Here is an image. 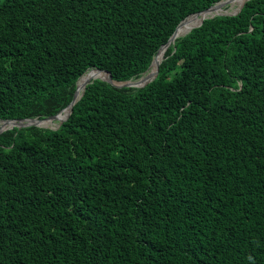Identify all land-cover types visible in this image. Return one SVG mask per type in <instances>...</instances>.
<instances>
[{
    "label": "trees",
    "instance_id": "trees-1",
    "mask_svg": "<svg viewBox=\"0 0 264 264\" xmlns=\"http://www.w3.org/2000/svg\"><path fill=\"white\" fill-rule=\"evenodd\" d=\"M216 1L0 0V120L137 78ZM163 52L0 132V264H264V0Z\"/></svg>",
    "mask_w": 264,
    "mask_h": 264
},
{
    "label": "water",
    "instance_id": "water-1",
    "mask_svg": "<svg viewBox=\"0 0 264 264\" xmlns=\"http://www.w3.org/2000/svg\"><path fill=\"white\" fill-rule=\"evenodd\" d=\"M220 1H222V0L216 1V2L213 3L212 5L206 7V8H204V9H202V10H199V11H197V12L191 13V14H199V13H202V12H207L208 10H210L211 8H213L216 4H218ZM245 1H246V0H244V1L242 2V4L237 8V10L234 11V12H232V13L217 12V13H213V14H206V15H204V16L202 17V19H201V21H200L199 23H197L196 25L192 26L191 28L200 25V24L202 23L203 19L206 18V17H211V16H214V15H216V14H236V13L241 9V7H242V5L244 4ZM191 14H189V15H191ZM189 15H187V16H189ZM187 16H186V17H187ZM186 17H185V18H186ZM185 18H184V19H185ZM184 19H182V20L176 25V27L174 28L172 34H171L170 37L168 38L167 42L164 43V44H162V45L156 50V52H155V54H154V56H153V58H152V60H151V62H150V64H149L147 70H148V69L150 68V66L152 65L153 60H154V57H155V55L157 54V52H158L162 47L167 48L168 45L170 44V42H173V41H174L177 27L180 25V23H181ZM191 28H190V29H191ZM190 29H189L188 31H186L185 33L181 34V35H184V34H186L187 32H189ZM179 36H180V35H179ZM161 59H162V58H161ZM161 59H160L159 61H156V64H155V70H154L153 72L149 73L147 76H145L144 79H142V77H143V75L147 72V70L144 71L140 76H138V77L135 78V79H127V80L118 81V80H114V79H112V76H111L110 72L107 71V70H103V69H100V68H90V69H96V70H98V71H102V72H104V75H101V76H95V77H90V78H88L87 80H85L84 83H83V85H82V90H81V92H80L79 94L77 93V85H76V88H75V90H74V92H73L72 100L68 103V105H66V106L63 108V109L68 108V111H67L66 115L64 116V118L61 119V120H59V122H58V124H57L56 126L52 127V126H48V125H41V124L38 123V122H39V120H43V119H47V118H54V117H55L60 111H62L63 109H61L60 111H58V112L55 113V114L48 115V116L41 117V118H38V117H30V118H22V119H1V120H0L1 122H3V123L11 122L12 125H10V126H6V127H1V126H0V132H1L2 130L6 129V128H10V127H12V126L21 127V126H28V125H39V126H47V127H50V128H56V127H58V126L61 124V122H62L64 119H66V118L68 117L69 113H70L71 110H72V105L76 102V100L79 99V97L82 95V93H83V91H84V88H85L86 84H88L89 82H91L92 79L99 77V78H102V79H104V80H106V81L110 82L111 84H113V85H115V86H118V87H121V86H134V87H141V86H144L146 83L150 82L152 79L155 78V76H156L157 73H158L159 64H160ZM80 77H81V75L78 77V79H79ZM78 79H77V81H78ZM77 81H76V83H77Z\"/></svg>",
    "mask_w": 264,
    "mask_h": 264
},
{
    "label": "bare ground",
    "instance_id": "bare-ground-1",
    "mask_svg": "<svg viewBox=\"0 0 264 264\" xmlns=\"http://www.w3.org/2000/svg\"><path fill=\"white\" fill-rule=\"evenodd\" d=\"M223 1H226V0H222V1H220L219 3L220 4H216V6H214L213 8H211L210 10H208L207 12H202V13H199V14H191V15H189V16H187L186 18H189V22H188V24L186 25L185 24V20H186V18L183 20V26H182V28L181 29H179V30H176V34H175V38L177 37V36H179V35H181V34H183V33H185L186 31H188L192 26H194L195 24H196V22H197V20L199 19V18H202L204 15H206V14H213V13H217V12H220V11H223V10H219L220 8H221V2H223ZM244 0H228V1H226L227 3H231V4H236L238 7L242 4V2H243ZM237 7V8H238ZM233 8V7H232ZM218 10V11H217ZM192 17H195L194 18V20L192 21V23L190 24V22H191V18ZM189 24H190V26H189ZM189 26V27H188ZM164 48L165 47H162L158 52H157V54L155 55V57H154V60H153V63H152V65L150 66V68L147 70V72L143 75V77H142V79H144L145 78V76H147L149 73H151V72H153L154 70H155V64H156V61H159L161 58H162V56H163V50H164ZM86 74V75H85ZM101 75H103L100 71H98V70H96V69H89V70H87L86 72H84L82 75H81V77L78 79V81H77V93L79 94L80 92H81V90H82V85H83V82L89 77H95V76H101ZM67 110H68V108H65V109H63L61 112H59L58 113V116H57V118H55L56 120H61V119H63L64 118V116L66 115V113H67ZM48 119H51V118H47V119H43V120H39V122L38 123H40L41 125H49L50 123H53V121L55 120V119H53L52 121H50V120H48ZM0 124L1 125H3L4 127H6V126H10V125H12V123L11 122H8V123H3V122H1L0 121ZM53 126H54V124H53Z\"/></svg>",
    "mask_w": 264,
    "mask_h": 264
},
{
    "label": "rangeland",
    "instance_id": "rangeland-1",
    "mask_svg": "<svg viewBox=\"0 0 264 264\" xmlns=\"http://www.w3.org/2000/svg\"><path fill=\"white\" fill-rule=\"evenodd\" d=\"M233 7V8H232ZM237 5L236 4H229V3H227L226 1H223V2H221V8L219 9V10H223V11H220V12H223V13H232V12H234V11H236L237 10ZM218 11V10H217ZM183 23V22H182ZM88 79V78H87ZM77 84V83H76ZM48 120H50V121H52L53 120V118H51V119H48ZM58 120H54L53 121V123H50L48 126H52V127H54V126H56L57 124H58ZM53 124H54V126H53ZM0 126H1V124H0ZM3 126V125H2Z\"/></svg>",
    "mask_w": 264,
    "mask_h": 264
}]
</instances>
